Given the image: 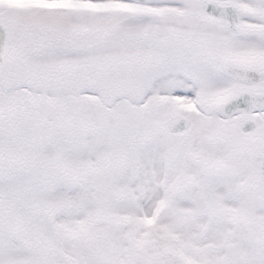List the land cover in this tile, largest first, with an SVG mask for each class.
Segmentation results:
<instances>
[{"label": "snow or ice", "instance_id": "snow-or-ice-1", "mask_svg": "<svg viewBox=\"0 0 264 264\" xmlns=\"http://www.w3.org/2000/svg\"><path fill=\"white\" fill-rule=\"evenodd\" d=\"M0 264H264V0H0Z\"/></svg>", "mask_w": 264, "mask_h": 264}]
</instances>
